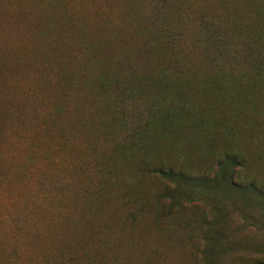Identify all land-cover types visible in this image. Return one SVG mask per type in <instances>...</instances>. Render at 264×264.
<instances>
[{"label": "rangeland", "instance_id": "1", "mask_svg": "<svg viewBox=\"0 0 264 264\" xmlns=\"http://www.w3.org/2000/svg\"><path fill=\"white\" fill-rule=\"evenodd\" d=\"M0 264H264V0H0Z\"/></svg>", "mask_w": 264, "mask_h": 264}, {"label": "trees", "instance_id": "2", "mask_svg": "<svg viewBox=\"0 0 264 264\" xmlns=\"http://www.w3.org/2000/svg\"><path fill=\"white\" fill-rule=\"evenodd\" d=\"M3 115H4V116H8V111H7V109H5V108H4V110H3Z\"/></svg>", "mask_w": 264, "mask_h": 264}]
</instances>
